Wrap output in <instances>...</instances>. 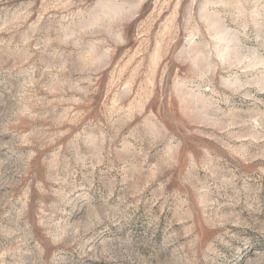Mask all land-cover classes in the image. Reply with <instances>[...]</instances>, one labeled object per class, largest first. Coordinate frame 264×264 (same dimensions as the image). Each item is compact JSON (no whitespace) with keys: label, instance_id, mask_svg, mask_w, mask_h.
Segmentation results:
<instances>
[{"label":"rangeland","instance_id":"1","mask_svg":"<svg viewBox=\"0 0 264 264\" xmlns=\"http://www.w3.org/2000/svg\"><path fill=\"white\" fill-rule=\"evenodd\" d=\"M0 264H264V0H0Z\"/></svg>","mask_w":264,"mask_h":264}]
</instances>
